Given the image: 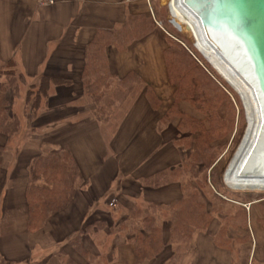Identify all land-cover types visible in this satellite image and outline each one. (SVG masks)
I'll return each mask as SVG.
<instances>
[{"label":"crops","instance_id":"1","mask_svg":"<svg viewBox=\"0 0 264 264\" xmlns=\"http://www.w3.org/2000/svg\"><path fill=\"white\" fill-rule=\"evenodd\" d=\"M37 1L0 0V93L9 102L10 114L19 119L18 131L12 135L0 132V264H65L60 257L64 252L76 264H89L68 243L86 223L101 218L110 226L118 224L136 205L169 204L183 195L177 181L161 187L141 183L179 165L187 156L178 144L184 137L178 129L180 118L159 125L175 97L164 57L168 38L157 25L125 51L110 49L112 72L123 77L135 71L160 103L154 107L143 89L113 119L98 120L82 79L87 46L100 29L120 27L129 15H153L150 1L54 0L45 5ZM43 75L69 78L72 84L52 86L48 99L35 111L26 95ZM178 109L198 117L186 100L179 102ZM64 150L76 159L84 181L70 205L33 230L27 201L30 164L49 151L61 154ZM218 229L215 220L208 231L196 232L182 264H244L231 249L216 243ZM104 233L113 237L111 249L116 254L104 264H165L168 260L160 254L139 263L128 236L109 235V228ZM97 235L96 229L82 235L84 250L95 256ZM251 250L254 260L257 250ZM263 256L261 248L258 257L264 261Z\"/></svg>","mask_w":264,"mask_h":264},{"label":"trees","instance_id":"2","mask_svg":"<svg viewBox=\"0 0 264 264\" xmlns=\"http://www.w3.org/2000/svg\"><path fill=\"white\" fill-rule=\"evenodd\" d=\"M158 21L170 34L166 22ZM156 27L157 23L153 15H129L120 27L100 29L88 44L82 79L85 94L95 105L94 114L98 120L113 119L124 103L128 99H134L143 89L154 107L160 103L152 88L135 71L123 77L113 73L109 57L111 48L125 51L132 41L144 37ZM169 36L164 57L170 80L175 86V97L172 106L160 121L170 123L175 117L180 118L178 129L185 134L178 140V144L184 146L187 156L179 165L142 179L141 183L161 187L177 181L181 184L183 195L169 204L149 202L143 207L136 205L129 210L127 219L118 224L114 223L110 226L101 218H97L92 224L86 223L81 231L68 238V243L85 256L89 264H104L109 260L106 261L104 252L98 258V255L95 256L84 250L82 244L84 232H93L96 229L99 233L108 227L109 235L118 233L128 236L135 245L138 262L142 263L156 259L172 241L191 242L197 231H208L215 219L216 211L214 207L210 208L205 190V186L208 185L206 181L208 170L212 181L215 179L217 167L216 160L208 154L209 145L213 139L221 137V131L225 127H230L234 120L235 103L224 82L201 59L199 60L192 48L184 45L181 38L175 42ZM10 75L15 76V73L11 72ZM14 79L11 77L10 81ZM71 84L72 80L69 78L43 75L38 83L30 87L26 99L33 110L37 111L42 100L48 99L52 86ZM4 86L6 87L7 84ZM181 100L188 101L198 112L203 113L209 126L203 124L202 120L195 119V116L181 112L178 109ZM224 104H226L225 117L219 114ZM18 128L19 119L10 114L9 102L0 93V132L12 135L18 131ZM196 132L198 134L194 136ZM194 142H196L195 147L191 148ZM29 169L30 182L27 187L29 226L35 230L44 226L57 211L71 204L84 178L76 159L68 150H64L61 154L49 151L37 156L32 160ZM220 201L225 203L219 199ZM231 215L226 216L225 219L229 225L234 222L236 226L234 219H239L243 227L246 225L247 215L243 209L238 208L236 214L233 217ZM227 226L225 224L218 229V239L216 238L217 244L224 247L232 240L226 236ZM175 256L169 259V264L175 261L173 260ZM70 259L65 261V264H76L72 258ZM176 262L172 264H177Z\"/></svg>","mask_w":264,"mask_h":264},{"label":"rangeland","instance_id":"3","mask_svg":"<svg viewBox=\"0 0 264 264\" xmlns=\"http://www.w3.org/2000/svg\"><path fill=\"white\" fill-rule=\"evenodd\" d=\"M149 1L152 6V10L155 17L158 20L165 21L166 24L169 26L168 28L170 32L173 35L171 33H170L171 35L166 33V31L163 30L160 25L159 28L162 34L166 35L167 38L170 35L169 37L171 38V40L175 42L181 38L184 41L183 44L186 45L187 47L190 46L192 50L198 55L199 60L201 59V61L206 66H208L221 78V76L215 71L212 64L209 63L208 60L204 57V55L197 49V47L192 42L191 38L176 26V24L174 23V21L170 16L168 8L164 6L163 0H149ZM37 2L38 5H41L40 0H38ZM168 41L169 39L166 40V47ZM221 80L225 82V80H223L222 78ZM227 86L231 89V92L234 95L233 97V101L235 103L234 120L229 128L225 127V129L221 131L222 134L221 137L213 139L211 144L209 145L210 152L208 154L211 155L212 159L213 160L215 159L217 162L215 179H214L217 182L214 183L213 182L214 180L211 181V176L209 172L210 170H208L206 176V181L208 185L205 186V190H207L206 195L209 199L210 208L214 207L213 209H215L216 211V213H214L215 219L213 220V222L217 220L219 224V228L222 225L225 224L228 225L226 227L227 230L226 236L227 238H231L232 240L231 241L227 240L228 243L225 244L226 248L232 250V253H234V255L236 256L238 261H240V263L250 264L253 262L252 264H263L264 261L262 259H259L258 252L259 250H261V248L264 250V190L232 189L225 183L223 179L224 172L227 169L233 157L236 155L248 126L246 110L239 95L228 84ZM219 114L224 117L226 116V104H224V107L220 109ZM196 115H198L197 118L193 116L195 119H197L198 121L202 120L201 122L203 124L205 123V125L207 124L209 126V122L205 119L206 117L204 116L203 113L197 111ZM163 122L165 121H160L159 123L161 127H163L166 124L167 125L169 124L166 122L164 124ZM197 134H198L197 132L194 133V136H196ZM195 144L196 142L192 143L191 148H194ZM219 199L223 200L225 203L223 204L221 201L219 202ZM221 204H223L222 207ZM238 208L243 209L247 215L245 216L246 225L244 227L239 219L237 220L234 219L236 226H234V222L231 223L230 225L227 221L225 222L226 216L232 214L231 216L233 217V215L236 214ZM221 211L222 213H219ZM115 214H114V219L117 220L121 212ZM250 215H252L251 220H250ZM242 217L244 216H241V218ZM250 221H252V224H250ZM107 228L108 227H105L102 231H99L96 237L97 245H98L97 246L98 258L100 257L99 255H101V253L104 252L106 253L105 255L106 261L111 259L113 260L116 256L114 251L111 249L113 237L107 236L104 233L105 229ZM217 235L218 232L216 233V238ZM191 242L172 241L171 243H168L163 253H161L162 259L168 258L165 264H169L168 263L169 259L172 258L174 255H176L175 259L173 258V260L175 261H173L172 263L177 261L176 262L177 264H182L183 261L185 260V256L190 250ZM252 247H255L257 250V255L256 258H254V260L253 259L251 260L252 258L251 254L253 252V250H251ZM60 257L62 258L63 261H67L68 259L71 258L69 255L65 254V252L62 255H60Z\"/></svg>","mask_w":264,"mask_h":264},{"label":"bare ground","instance_id":"4","mask_svg":"<svg viewBox=\"0 0 264 264\" xmlns=\"http://www.w3.org/2000/svg\"><path fill=\"white\" fill-rule=\"evenodd\" d=\"M163 3L164 6L168 8L170 16L176 26L191 38L194 45L204 55L208 62L212 64L215 71L239 95L245 107L248 126L236 155L224 172L223 179L225 183L232 189L264 190V162L260 163L257 170L252 167L253 156L257 150V145L255 143L258 142L257 137L261 132L263 111L261 112L257 105V101L259 102L258 94L256 93L257 97H255L251 85L231 67L228 61L220 54L221 50L217 48L215 39H217V41H224L226 38L230 37V32L226 30V25H221V23H219L220 26H216L218 33L213 30L212 17L219 19L220 11L222 12V10H220L221 8H217L215 4L212 3V0H163ZM206 22L212 32H210L211 36L207 31ZM228 45L235 49L230 50V55L237 57L242 69L244 70L247 68L251 73L257 76V73L260 71L257 70L253 61L244 56L242 51L236 47L235 42L228 41L227 44L223 43V46L227 47ZM225 82L224 84L227 86ZM227 90L231 92L228 86ZM231 94L232 97H234L232 92ZM254 145H256V147H254ZM252 148L253 151L250 157H248L246 163L244 162L245 164L240 167L242 160L245 158V154ZM257 175L262 178L256 177Z\"/></svg>","mask_w":264,"mask_h":264},{"label":"water","instance_id":"5","mask_svg":"<svg viewBox=\"0 0 264 264\" xmlns=\"http://www.w3.org/2000/svg\"><path fill=\"white\" fill-rule=\"evenodd\" d=\"M212 3L222 10V12L220 11L219 19L212 17L213 30L218 33L216 26H220L219 23H221V25H226V30L230 32V37L226 38L224 41H217V39H215L216 41L213 40L217 43V48L221 50L220 54L224 59L228 61L231 67L239 73L249 85H251L255 97H257L256 93L258 94L260 103L256 100L258 103L257 105L259 106V110L261 112L263 111L261 132L257 137L258 144L255 143L257 147L254 145L257 150L255 151L252 162V167L257 170L260 163L264 162V0H212ZM205 25L211 36V30L207 22ZM228 41L235 42L236 47L242 51L244 56L253 61L257 70L260 71L257 73V76L251 73L247 68L243 70L237 57L230 55V50L234 48L230 45L227 47L223 46V43L227 44ZM253 148L248 151L249 154H245V158L242 160L240 167L246 163ZM256 177L262 178L259 175Z\"/></svg>","mask_w":264,"mask_h":264},{"label":"built area","instance_id":"6","mask_svg":"<svg viewBox=\"0 0 264 264\" xmlns=\"http://www.w3.org/2000/svg\"><path fill=\"white\" fill-rule=\"evenodd\" d=\"M42 3H45L46 0H40ZM50 3H52L53 1L52 0H49Z\"/></svg>","mask_w":264,"mask_h":264}]
</instances>
